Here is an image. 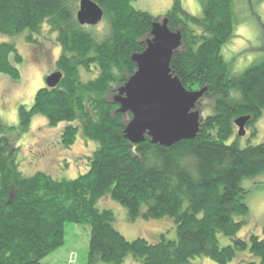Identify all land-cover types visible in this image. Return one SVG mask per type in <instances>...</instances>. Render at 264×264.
<instances>
[{"label":"trees","instance_id":"obj_1","mask_svg":"<svg viewBox=\"0 0 264 264\" xmlns=\"http://www.w3.org/2000/svg\"><path fill=\"white\" fill-rule=\"evenodd\" d=\"M93 1L104 10L103 36L79 23L80 0H0V37L27 32L26 41L36 45L47 24L61 47V81L38 89L30 108L19 107V129L41 114L52 127L66 123L65 147L79 136L97 144L76 178L25 175L8 135L18 126L0 119V264H46L65 244L68 223L91 227L88 264H125L128 256L143 264H194L196 256L233 264L242 254L250 260L235 264H264V234L238 237L249 215L242 181L264 177V141L242 147L235 125L239 116L251 115L252 126L264 115V58L235 74L222 54L236 29L234 0H205L202 16L174 0L165 14L183 36L171 68L187 89L208 87L212 111L194 139L170 147L150 138L132 143L124 134L127 113L111 98L135 73L132 55L145 50L161 17L137 9L134 0ZM23 61L11 40H0V74L19 81ZM81 69L96 75L85 81ZM105 198L121 204L131 222L174 220L177 238L128 240L114 226L115 212L98 206L108 207ZM219 234L232 243L221 246Z\"/></svg>","mask_w":264,"mask_h":264},{"label":"rangeland","instance_id":"obj_2","mask_svg":"<svg viewBox=\"0 0 264 264\" xmlns=\"http://www.w3.org/2000/svg\"><path fill=\"white\" fill-rule=\"evenodd\" d=\"M173 2L174 0H134L133 4L141 11L162 18ZM181 2L191 14L203 15L205 0H181ZM234 9L237 17L235 33L223 46L222 54L233 64L234 73L240 74L264 58V0H234ZM88 27H93L92 31L100 36L108 31L104 18L97 26ZM43 32V36L36 45L26 41L27 32L14 37H0L3 41L11 40L24 58L23 63L19 65L21 70L19 81H13L9 76L0 74V119L5 125L17 128L19 107L25 105L30 108L37 90L46 85V77L57 70L56 60L61 53V47L58 43H54L56 33H50L47 24ZM95 72L89 73L81 69V78L87 81L96 75ZM116 94L117 92L111 98H115ZM210 100V97H204L197 108L203 117L212 112ZM130 119L131 116L127 113L126 123ZM65 125L66 123H61L52 127L45 116L34 114L27 130L19 129L18 126L17 129L9 132L8 135L14 138L19 147L18 161L25 175L44 171L55 179H73L86 172V157L96 149L97 144L87 142L79 136L69 148L65 147L61 142V131ZM246 127V136L239 137L242 147L264 141V115L252 126L247 124ZM254 131H256L255 136H253ZM236 133H238L237 126ZM263 181V176L242 181V186L249 191L246 198L249 215L238 237L248 238L252 233L260 236L264 234ZM102 204L108 207H103L101 202L98 206L110 208L115 212V228L130 241L142 237L155 242L162 234L169 240L177 238L176 224L170 218L150 220L139 218L131 222L128 220L126 209L118 202L105 198ZM65 230V244L45 257L43 263L88 264L91 227L88 224L68 223ZM219 241L221 246L232 243L231 239L224 234H219ZM244 260L247 261L250 258L242 254L233 264ZM192 262L194 264H218L207 256H196ZM125 264L143 263L128 256Z\"/></svg>","mask_w":264,"mask_h":264},{"label":"water","instance_id":"obj_3","mask_svg":"<svg viewBox=\"0 0 264 264\" xmlns=\"http://www.w3.org/2000/svg\"><path fill=\"white\" fill-rule=\"evenodd\" d=\"M104 18V10L93 0H80L77 19L83 26H97ZM182 31L172 30L169 19L155 20L146 48L136 52L132 59L136 71L119 87L114 102L118 111L130 113L124 134L134 144L150 138L152 143L166 147L181 140L194 139L201 130L204 117L198 103L206 96L208 87L187 89L174 74L171 60L182 46ZM62 73L55 71L46 77V85L55 87ZM251 115L235 119L238 135L246 136Z\"/></svg>","mask_w":264,"mask_h":264},{"label":"flooded vegetation","instance_id":"obj_4","mask_svg":"<svg viewBox=\"0 0 264 264\" xmlns=\"http://www.w3.org/2000/svg\"><path fill=\"white\" fill-rule=\"evenodd\" d=\"M206 97V96H205Z\"/></svg>","mask_w":264,"mask_h":264}]
</instances>
